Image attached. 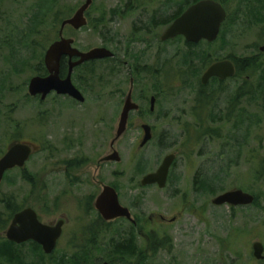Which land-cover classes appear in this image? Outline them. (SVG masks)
I'll list each match as a JSON object with an SVG mask.
<instances>
[{"label":"rangeland","instance_id":"rangeland-1","mask_svg":"<svg viewBox=\"0 0 264 264\" xmlns=\"http://www.w3.org/2000/svg\"><path fill=\"white\" fill-rule=\"evenodd\" d=\"M46 1L0 0V158L17 142L35 148L23 169L6 175L0 184V199L11 196L22 209L33 208L44 224L65 221L50 261L68 264L76 255L82 257L90 230L101 224L94 199L104 185H110L139 222L142 254L126 264H264L253 251V245L260 242L264 255V179L254 177L255 170L264 164V113L244 99L232 103L242 80L227 81L222 91L217 82L211 84L206 93L218 101L197 118L194 108L200 85L196 76L184 74L176 64L168 66L173 69L170 77L177 76L170 84L159 79L163 81L157 85L152 76L141 78L137 91L142 88L148 98L157 96L156 112L145 115L142 121L136 115L131 121L114 147L120 162H101L113 153L111 143L131 88L130 70L135 60L156 69L157 58L190 55L182 42L161 41L168 26L136 33L159 8L167 10L164 4L176 5L168 12L173 14L180 0H93L88 25L78 31L65 28L63 37L73 39L79 50L105 47L117 54L113 62H101L91 74L76 77L86 98L82 104L54 95L41 102L28 93L46 51L60 39L58 22L73 17L86 2L49 0L36 22L38 9ZM225 1L227 27L215 42L201 43L194 53L217 61L228 56L238 60L257 56L264 72V53L260 52L264 45V0ZM56 22L58 31L54 30ZM202 61H191L201 72L199 81L208 68ZM242 110L245 113L241 114ZM142 123L152 126L153 139L140 149ZM243 134H247L246 141ZM170 154L175 160L166 188L141 186L143 177L157 171ZM139 162H145L146 172L138 175ZM69 163L81 164L80 169H71ZM221 169V177L215 180L222 190L215 195L195 190L197 171L213 176ZM235 189L256 196L258 205H213L215 197ZM0 211L4 212L3 204ZM112 225L125 231L129 227L125 222ZM5 232L0 233L1 241ZM158 234L169 237L171 244L153 252L150 236ZM103 246L95 251L97 257H104ZM103 263L111 264L109 260L99 262Z\"/></svg>","mask_w":264,"mask_h":264},{"label":"water","instance_id":"water-1","mask_svg":"<svg viewBox=\"0 0 264 264\" xmlns=\"http://www.w3.org/2000/svg\"><path fill=\"white\" fill-rule=\"evenodd\" d=\"M93 3V0H86L85 4L73 15L61 24L59 32L60 39L54 42L45 54V66L49 73L46 77H34L29 83V94L31 96L40 95L44 101L52 93L59 96H69L79 103L85 102V96L74 85L72 80L75 67L94 60H105L114 57V53L107 48H96L88 52H81L73 47L74 40L66 39L63 33L66 27L70 26L78 31L88 25L86 13ZM227 14L223 6L215 0H202L190 6L179 18H177L164 32L162 41L183 36L188 43L199 44L202 41L208 43L215 42L221 32V27L226 20ZM260 52L264 53V45L260 47ZM63 57L70 59L78 57L80 60L71 63L68 76L62 79L61 61ZM236 75L235 65L230 60H223L211 65L201 78L203 85H208L211 79L227 80ZM156 98H151V111L155 110ZM139 106L132 101L131 94L128 96L120 121L118 124L116 137L112 141L111 147L127 131L129 116L132 111L138 110ZM144 137L140 148L145 147L153 138L152 128L144 125ZM34 148L28 144L17 143L12 145L6 154L0 158V184L5 174L15 168H24L33 154ZM175 155L166 156L158 170L143 177L141 185L143 187L157 185L160 189L167 186L171 167L174 163ZM120 162L119 153H113L101 162ZM213 205L231 207L251 206L255 203V196L242 189H235L225 192L213 199ZM95 208L105 221H113L118 218H126L134 221L131 211L120 203L117 191L111 186H105L101 194L97 197ZM65 221L60 220L56 225H47L40 221L37 212L33 208H26L14 215V218L6 230V238L16 244L35 242L39 244L46 255H51L56 250L58 241L62 237ZM254 257L257 260H264L263 244L257 242L253 245ZM108 264V263H104Z\"/></svg>","mask_w":264,"mask_h":264},{"label":"trees","instance_id":"trees-1","mask_svg":"<svg viewBox=\"0 0 264 264\" xmlns=\"http://www.w3.org/2000/svg\"><path fill=\"white\" fill-rule=\"evenodd\" d=\"M199 1L200 0H180V2L177 3L178 8H176V10H174V13L171 15H169L168 12L171 9H175L174 7L176 5L172 6L171 4H164L166 5L165 7L167 8V10L163 11L162 8H159V10L155 12L154 16L148 19V23H145L144 25H141L139 27L137 26L138 28H136V33L139 34V32L141 31L149 32L151 28L169 26L176 18L182 15L189 6ZM216 1L222 2L221 0ZM48 5L49 0L44 2L43 6L38 9L39 13L36 15V22L39 21L44 11L48 8ZM162 12H165V14H161L162 16L160 15V17L159 14ZM65 19L63 18L62 20H60L58 24L61 26L62 22ZM54 30L58 31L57 22L54 24ZM173 42L178 43L180 42V40H175ZM198 47L199 46H194L193 49L188 50V52H190V55L182 56L179 54L172 59H166L164 57L157 58L156 69H154L152 65H148L147 69H143L142 72L146 70V77L148 78V76H152V78L156 80L157 85L163 80L166 84H170L169 82H171L173 77H177L175 75H172V77H170L173 69H168L169 65L175 66L177 64V69L185 70L184 74H188L190 77L196 76V80L200 85V91L198 94L197 105L194 108L196 111V113H194V116L200 118L201 116L205 115L206 111L209 107H211V105H214L218 101V98L213 94L207 95L206 90L210 86V84H208V86L202 85L201 81H199L201 72L199 69H196V67L193 66V63L191 61L193 59L198 60V58L202 59L203 61L200 63L206 68V66H210L217 60H213L212 56H206L203 58L195 54L194 50ZM227 58L231 59L232 57L228 56ZM113 61V59H107L106 61L87 63L81 67H78L74 75L76 77L80 75L83 77V75H85L86 73L91 74L94 71L93 68L95 67V65L100 64L101 62L104 63ZM135 62L137 65L139 60H135ZM136 65L132 67V72L134 71V74H136L137 71L135 69ZM67 72L68 70L66 66L62 65L61 75L66 76ZM259 72H263V63L260 60V57H245L237 60V74L234 80H242L243 86H241L239 90L236 91L235 96H233L231 99L233 104H236V102H240L241 99H244L245 101L250 103H254V105L260 108V112L262 115V112L264 113V72L261 74H259ZM37 73L38 75L46 76L47 70L43 61H41L39 68H37ZM140 73L141 72L138 71V74ZM256 77L259 79L258 82L257 80H255ZM80 79L82 81L86 80L84 78ZM223 85L224 84L220 85L221 91L223 89ZM253 85L255 86V89H253ZM243 113H245V110H242L241 114ZM242 117H244V115H242ZM226 119L228 120V117ZM242 121L245 122V119L242 118ZM204 134L206 135L207 133L204 132ZM241 137L243 141L247 140V134H243ZM239 149H242V146H239ZM231 161L233 162V160ZM74 164L69 163L68 165L71 166ZM144 164L145 162H139V167L137 170L138 175L144 174L146 172V165L144 166ZM223 171L224 169H221L217 174H214L213 176H207L205 173L197 171L193 181L195 190L201 194L215 195L216 193H218V191L222 189L218 190V186L220 184L219 181H216L215 179H219ZM254 177H256L257 179H264L263 163L260 164L259 167L255 170ZM258 200L259 199L256 197L254 205H258ZM0 204H3L4 206V212L0 211V233H2L9 226L14 214L20 211L22 208L11 196L0 199ZM133 206L134 204H132V207ZM98 217L101 221V224L98 226H94V229L90 230L89 238L86 240L85 246L81 249L82 257L80 255H76L75 257L70 259L68 264H99V262H102L103 260H109L111 264H114V262H120L119 264H126L127 262H130L131 259L142 254L138 242L137 228L133 224H130V222H128L126 219H119L115 221L119 223L125 222L129 224L128 229L125 231L123 228H116V226L112 225L113 222L104 221L100 215H98ZM2 239V241L0 240V264H53L50 261L52 255L47 256L43 252L41 246L34 242L16 245L15 243L8 241L5 237H2ZM102 244L104 245L103 251L105 253H103V251L100 252L103 253L102 255H104V257H101V259L94 253L97 250L100 251L99 247ZM170 244L171 239H169V237L167 236L160 237L159 234L157 236H150V249H152L153 252L165 248Z\"/></svg>","mask_w":264,"mask_h":264},{"label":"flooded vegetation","instance_id":"flooded-vegetation-1","mask_svg":"<svg viewBox=\"0 0 264 264\" xmlns=\"http://www.w3.org/2000/svg\"><path fill=\"white\" fill-rule=\"evenodd\" d=\"M200 1H202V0H200ZM216 1V0H215ZM222 2H219L222 6H223V8L225 9V11H226V14H227V17H226V20L224 21V23L222 24V27H221V31H222V33H223V29H225L226 27H227V25H226V22H227V20H228V17H229V14H228V10H227V7H226V1L225 0H221ZM218 2V1H217ZM198 3V2H197ZM196 4V3H195ZM192 5H194V4H192ZM191 5V6H192ZM190 7V6H189ZM188 7V8H189ZM187 8V9H188ZM186 9V10H187ZM185 10V11H186ZM89 11V10H88ZM88 11H87V13H88ZM87 13H86V16H87ZM181 16V15H180ZM179 16V17H180ZM178 17V18H179ZM177 19V18H176ZM175 19V20H176ZM174 20V21H175ZM173 21V22H174ZM172 22V23H173ZM171 23V24H172ZM226 25V26H225ZM156 28H158V27H156ZM167 30V29H166ZM153 32V31H152ZM152 32L149 34V35H151L152 34ZM148 35V36H149ZM163 36V35H162ZM162 36H161V41H162ZM264 38V37H263ZM175 40H180V42H182V43H184L185 44V46H186V48L188 49V50H190V49H193V47L194 46H198V45H200L201 43H199V44H191V43H188L187 41H186V39L183 37V36H179V37H177V38H174V39H171V40H169V41H162V42H164V43H167V42H173V41H175ZM73 47H75V41H74V44H73ZM75 48H77V47H75ZM78 49V48H77ZM81 51V50H80ZM81 52H83V51H81ZM114 53V52H113ZM116 57H117V54H115L114 53V57H112V58H109V59H113V60H115L116 59ZM45 58V57H44ZM80 59L78 58V57H74V58H72V59H70L69 57H63L62 58V61H61V66L63 65V66H66V68H67V70H68V72H67V75L66 76H63V75H61L60 74V76H61V78L62 79H65L67 76H68V73H69V69H70V65H71V63H75V62H77V61H79ZM107 59H105V60H94V61H90V62H85V63H83V64H81V65H79V66H77V67H75L74 68V70H73V75H72V80H73V83H74V85L77 87V83H76V76L74 75L75 74V71H76V69L78 68V67H81V66H83V65H85V64H87V63H91V62H100V61H106ZM224 60H230L234 65H235V68H236V71H237V60L238 59H234V58H231V59H229V58H225ZM221 61V60H220ZM216 62H218V61H216ZM216 62H214V63H216ZM213 64V63H212ZM211 64V65H212ZM44 65H45V61H44ZM210 65V66H211ZM145 67V68H144ZM147 67L148 66H146V65H144V66H142V65H139V64H137L136 65V74H134V71L132 72V70L133 69H131L130 70V75H131V78H130V80H131V88H130V90H129V93H128V95H127V98H128V96L131 94V97H132V101L135 103V104H137L138 106H139V108H138V110H136V111H132L131 113H130V116H129V122H128V126H129V124L131 123V121L134 119V117L137 115L138 116V118H140V120L142 121L143 120V118L145 117V115L146 116H152V115H154L155 114V112H156V107H157V100H158V98H157V96H154V95H152V96H150V98H148V96L146 95V92L145 91H143V89L142 88H140V91H137L138 89H137V86H141V85H139V84H141L142 83V81H141V78H143V77H146L147 76V74H146V70L144 71V72H142V70L143 69H147ZM45 68H46V66H45ZM208 68H209V66H208ZM149 69V68H148ZM151 69V68H150ZM46 70H47V68H46ZM207 70V69H206ZM205 70V71H206ZM138 71H140L141 73L140 74H138ZM205 73V72H204ZM203 73V74H204ZM49 75V73H48V71H47V74H46V76H48ZM40 77H46V76H41V75H39ZM230 80H234V78H230V79H227V80H224V81H220L219 79H211V81H210V85L211 84H213V83H215V82H217L218 83V86H220L221 84H224V83H226L227 81H230ZM208 86V85H207ZM241 86H243V83L241 84ZM78 88V87H77ZM79 89V88H78ZM80 90V89H79ZM141 90H142V92H141ZM81 91V90H80ZM82 92V91H81ZM136 92V93H135ZM51 95H54V96H58V97H60L56 92H52L48 97H50ZM64 97H68L69 99H71V100H73V101H76V100H74L73 98H71V97H69V96H64ZM152 97H155L156 98V103H155V110H154V112L153 111H151V98ZM33 98H38L41 102H43V100L41 99V96L40 95H37V96H34ZM127 98H126V100H127ZM126 102V101H125ZM146 105H148V109H146ZM124 108V107H123ZM123 111V110H122ZM131 125V124H130ZM144 125H148V124H141V129H142V131H143V135L145 134L144 133V129H143V126ZM150 126V125H149ZM151 128H152V126H150ZM127 130H128V127H127ZM127 132V131H126ZM125 132V133H126ZM124 133V134H125ZM152 133H153V128H152ZM123 137V136H122ZM121 137V138H122ZM112 144V143H111ZM116 144V143H115ZM115 147V146H114ZM139 147H140V145H139ZM112 149H113V151H114V148L113 147H111ZM110 156V155H109ZM108 157V156H107ZM107 157H105V158H107ZM105 158H103V159H105ZM102 159V160H103ZM101 160V161H102ZM82 162H84L83 160H82ZM108 162V161H107ZM70 166V165H69ZM80 166H81V164H78V165H71L70 167H71V169H74V170H77V169H80ZM105 186H110V185H104V187ZM103 187V188H104ZM111 187H113V186H111ZM115 190H116V188L115 187H113ZM102 191H103V189H102ZM101 191V192H102ZM117 191V190H116ZM101 192L95 197V199H94V202H93V206H94V208H95V202H96V199H97V197L101 194ZM117 193H118V191H117ZM118 195H119V193H118ZM119 198H120V195H119ZM120 203H121V201H120ZM122 204V203H121ZM95 210H96V208H95ZM130 211H131V209H129ZM96 212H97V214L98 215H100L99 214V212L96 210ZM131 213H132V211H131ZM101 216V215H100ZM134 218V217H133ZM119 219H126V218H118V219H115V220H113V221H111V222H115V221H117V220H119ZM163 220H164V218H162ZM128 222H130V224H133L137 229H138V226H139V223H138V221H137V219L136 218H134V221H131V220H128V219H126ZM55 224H57V223H55ZM55 224H49V225H55ZM63 230H64V227H63Z\"/></svg>","mask_w":264,"mask_h":264}]
</instances>
